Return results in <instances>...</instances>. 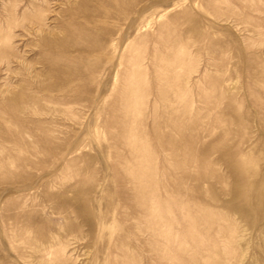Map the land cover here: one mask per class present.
<instances>
[{"label":"rangeland","instance_id":"obj_1","mask_svg":"<svg viewBox=\"0 0 264 264\" xmlns=\"http://www.w3.org/2000/svg\"><path fill=\"white\" fill-rule=\"evenodd\" d=\"M0 264H264V0H0Z\"/></svg>","mask_w":264,"mask_h":264},{"label":"bare ground","instance_id":"obj_2","mask_svg":"<svg viewBox=\"0 0 264 264\" xmlns=\"http://www.w3.org/2000/svg\"><path fill=\"white\" fill-rule=\"evenodd\" d=\"M253 1V0H252ZM253 8H255V9H259L260 7H256L255 5L253 6ZM243 9H245V6L243 7ZM249 11H250V9H249ZM247 12V11H246ZM262 12V11H261ZM245 13V12H244ZM254 18V17H253ZM256 18V17H255ZM257 20V19H256ZM253 21V20H252ZM248 22V21H247ZM246 23V22H245ZM260 25V24H259ZM254 26H256V22H255V25ZM253 26V27H254ZM260 27V26H259ZM259 27H257V28H259ZM255 28V27H254ZM253 29V28H252ZM255 33V32H254ZM123 41V40H122ZM125 54V53H124ZM124 57V56H123ZM128 57V56H127ZM130 64V63H129ZM127 65V64H126ZM128 68V67H127ZM133 73V72H132ZM134 76V75H133ZM138 77V76H137ZM144 153V152H143ZM134 175V174H133ZM144 185V184H143ZM146 196V195H145ZM148 197V196H147ZM155 215V214H154ZM151 216V215H150ZM152 218H153V215L151 216ZM154 219V218H153ZM153 228H154V226H153ZM158 228V227H157ZM152 230V229H151ZM154 230V229H153ZM158 231V230H157ZM157 233V232H156ZM159 234H160V231H159ZM158 235V234H157ZM161 235V234H160Z\"/></svg>","mask_w":264,"mask_h":264}]
</instances>
